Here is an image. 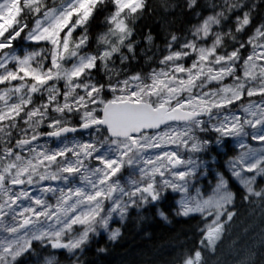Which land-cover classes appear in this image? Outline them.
I'll use <instances>...</instances> for the list:
<instances>
[{"label":"snow or ice","instance_id":"snow-or-ice-1","mask_svg":"<svg viewBox=\"0 0 264 264\" xmlns=\"http://www.w3.org/2000/svg\"><path fill=\"white\" fill-rule=\"evenodd\" d=\"M169 197L172 264H264L233 239L264 224V0H0V264H84Z\"/></svg>","mask_w":264,"mask_h":264},{"label":"trees","instance_id":"trees-1","mask_svg":"<svg viewBox=\"0 0 264 264\" xmlns=\"http://www.w3.org/2000/svg\"><path fill=\"white\" fill-rule=\"evenodd\" d=\"M150 2L158 4L159 0ZM155 22V18H152L140 23L154 26ZM159 207L169 214L168 221L158 215L155 207L143 212L142 219L136 213H132L121 225V235L116 241H111L105 236L94 238L82 257L84 264H172L174 258L182 252L190 253L197 247L198 218L188 220L173 215L171 209L175 207V203L172 197L163 201ZM262 229L264 224H261L259 214L252 219L245 217L235 226L233 239L240 245L253 241L258 245ZM231 242V240L225 242L221 260H230L228 251ZM101 248L106 251H99ZM60 258L67 264V258L63 253Z\"/></svg>","mask_w":264,"mask_h":264},{"label":"rangeland","instance_id":"rangeland-1","mask_svg":"<svg viewBox=\"0 0 264 264\" xmlns=\"http://www.w3.org/2000/svg\"><path fill=\"white\" fill-rule=\"evenodd\" d=\"M24 47H26L25 45H24ZM225 82H228L227 80L225 81ZM52 146H55L54 145V142L52 143ZM204 189L202 188V191H203ZM177 199H178V197H177ZM120 223V222H119ZM123 223V222H122ZM113 227H117L116 226V223H114L113 225H112ZM104 235L105 237H108V234L107 233H105V232H101V235Z\"/></svg>","mask_w":264,"mask_h":264},{"label":"bare ground","instance_id":"bare-ground-1","mask_svg":"<svg viewBox=\"0 0 264 264\" xmlns=\"http://www.w3.org/2000/svg\"><path fill=\"white\" fill-rule=\"evenodd\" d=\"M135 249V248H134ZM157 258V257H156ZM139 259V258H138ZM168 259V258H167ZM145 263V262H144ZM135 264V263H134ZM138 264V263H137Z\"/></svg>","mask_w":264,"mask_h":264}]
</instances>
